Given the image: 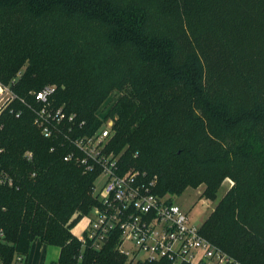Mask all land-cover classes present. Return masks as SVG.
Wrapping results in <instances>:
<instances>
[{
	"label": "trees",
	"instance_id": "trees-1",
	"mask_svg": "<svg viewBox=\"0 0 264 264\" xmlns=\"http://www.w3.org/2000/svg\"><path fill=\"white\" fill-rule=\"evenodd\" d=\"M61 20L90 38L75 50ZM107 81L125 96L102 114ZM0 83L23 101L0 115L12 180L0 185V264L26 258L35 238L60 249L49 264H168L129 261L117 231L98 249L71 233L98 202L95 174L64 160L66 137L107 120L122 170L154 180L155 194L205 183L213 197L232 178L240 229L222 234L214 213L200 233L242 264H264V0H0ZM46 85L66 115L51 138L33 123L32 93Z\"/></svg>",
	"mask_w": 264,
	"mask_h": 264
},
{
	"label": "built area",
	"instance_id": "built-area-1",
	"mask_svg": "<svg viewBox=\"0 0 264 264\" xmlns=\"http://www.w3.org/2000/svg\"><path fill=\"white\" fill-rule=\"evenodd\" d=\"M55 89L54 85H46L32 93L38 105L33 123L46 138L62 133L61 126L66 119L62 109H55L49 101ZM16 100L20 99L10 85L0 83V115ZM73 118L74 115H70L67 120L73 121ZM109 121L90 135L66 137L71 150L64 160H74L84 173L95 174L92 192L98 205L87 215L90 221L77 237L82 244L90 240L98 249L108 234L117 231V251L133 263L242 264L207 240L169 197L155 194L152 191L154 180L145 183L143 174L122 170V154L108 148L112 135V121ZM67 128L72 132L71 126ZM26 155L31 157V153ZM98 179L102 184L96 189ZM0 185H12L11 178L1 167ZM12 264H25V257L15 255Z\"/></svg>",
	"mask_w": 264,
	"mask_h": 264
},
{
	"label": "rangeland",
	"instance_id": "rangeland-1",
	"mask_svg": "<svg viewBox=\"0 0 264 264\" xmlns=\"http://www.w3.org/2000/svg\"><path fill=\"white\" fill-rule=\"evenodd\" d=\"M57 22L58 26L62 27V34L64 38L68 40V43L75 50L81 47L85 40L90 38V34L80 29V27L73 21L61 20ZM110 82L111 81H107L106 83V87H110L109 92L98 109L102 114H104L109 108L121 104L124 100L125 92L122 89L123 86H110ZM108 122L110 121L107 120L105 123L108 124ZM101 184V179L96 180V189L99 188ZM234 186V180L227 176L221 181L213 197H206L204 195V192L207 189V185L205 183H200L196 187H187L180 195L174 196L164 194V196L169 197L173 203L181 207V209L187 214L190 222L199 228L206 219H208L212 214L217 213L218 220H220V222L216 223L218 224V227L223 230L222 234H224L225 232H238L240 229V220L238 215L240 211L237 207L239 198L234 191ZM77 215L78 213L75 212L71 216L69 222ZM89 221L90 219L87 214L83 215L71 229V233L77 237V235L81 234L87 227Z\"/></svg>",
	"mask_w": 264,
	"mask_h": 264
},
{
	"label": "crops",
	"instance_id": "crops-1",
	"mask_svg": "<svg viewBox=\"0 0 264 264\" xmlns=\"http://www.w3.org/2000/svg\"><path fill=\"white\" fill-rule=\"evenodd\" d=\"M59 254L58 247L46 245L39 238H35L31 243L29 254L25 258V264H49L51 261H56Z\"/></svg>",
	"mask_w": 264,
	"mask_h": 264
}]
</instances>
